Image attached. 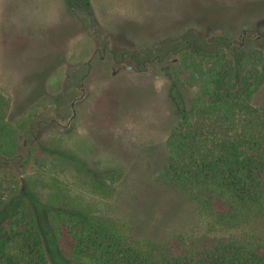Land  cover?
I'll return each mask as SVG.
<instances>
[{"label": "rangeland", "instance_id": "374dc122", "mask_svg": "<svg viewBox=\"0 0 264 264\" xmlns=\"http://www.w3.org/2000/svg\"><path fill=\"white\" fill-rule=\"evenodd\" d=\"M88 1L91 11L78 0H0V92L21 143L0 167L45 202L131 221L139 238L202 233L205 215L157 178L185 107L169 67L185 41L226 39L235 54L264 45V0Z\"/></svg>", "mask_w": 264, "mask_h": 264}, {"label": "trees", "instance_id": "16d2710c", "mask_svg": "<svg viewBox=\"0 0 264 264\" xmlns=\"http://www.w3.org/2000/svg\"><path fill=\"white\" fill-rule=\"evenodd\" d=\"M78 1L91 11L88 0ZM169 69L185 107L157 178L205 215L206 230L139 238L131 221L45 202L0 167V264H264V230L257 229L264 222V104L254 103L264 85V45L235 54L226 39L207 49L185 41ZM182 88L194 91L186 97ZM7 114L0 92V156L15 160L19 130Z\"/></svg>", "mask_w": 264, "mask_h": 264}, {"label": "crops", "instance_id": "0c3cea01", "mask_svg": "<svg viewBox=\"0 0 264 264\" xmlns=\"http://www.w3.org/2000/svg\"><path fill=\"white\" fill-rule=\"evenodd\" d=\"M72 13H74L73 11H72ZM93 54V53H92ZM92 54L90 55V57L89 58H87V60H84L82 63H84V62H86V61H89L90 60V58H91V56H92Z\"/></svg>", "mask_w": 264, "mask_h": 264}, {"label": "water", "instance_id": "95a60500", "mask_svg": "<svg viewBox=\"0 0 264 264\" xmlns=\"http://www.w3.org/2000/svg\"><path fill=\"white\" fill-rule=\"evenodd\" d=\"M243 32L245 33V32H247V31L244 30ZM129 68H130V69H133V66L129 65V66H128V69H129Z\"/></svg>", "mask_w": 264, "mask_h": 264}, {"label": "flooded vegetation", "instance_id": "af4514ba", "mask_svg": "<svg viewBox=\"0 0 264 264\" xmlns=\"http://www.w3.org/2000/svg\"><path fill=\"white\" fill-rule=\"evenodd\" d=\"M140 60H142V61H143V59H141V58H138V59H137V61H140ZM118 62H119V61H118ZM141 63H144V62H141Z\"/></svg>", "mask_w": 264, "mask_h": 264}]
</instances>
